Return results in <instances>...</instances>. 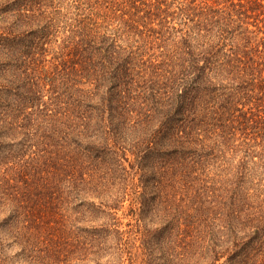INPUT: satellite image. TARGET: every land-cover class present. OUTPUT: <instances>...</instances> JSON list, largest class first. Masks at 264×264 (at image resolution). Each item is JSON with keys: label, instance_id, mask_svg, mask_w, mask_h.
Masks as SVG:
<instances>
[{"label": "trees", "instance_id": "trees-1", "mask_svg": "<svg viewBox=\"0 0 264 264\" xmlns=\"http://www.w3.org/2000/svg\"><path fill=\"white\" fill-rule=\"evenodd\" d=\"M249 160L264 0H0V246L24 264H264Z\"/></svg>", "mask_w": 264, "mask_h": 264}, {"label": "rangeland", "instance_id": "rangeland-1", "mask_svg": "<svg viewBox=\"0 0 264 264\" xmlns=\"http://www.w3.org/2000/svg\"><path fill=\"white\" fill-rule=\"evenodd\" d=\"M231 147L233 146V144L230 145ZM227 155L230 154V152L227 151L226 153ZM235 159L236 162L237 160H239L240 157H244L242 151H238L237 153H235ZM258 161V160H257ZM235 162V161H233ZM249 162V167L251 168V173L253 174V176L255 177V180L257 181V183L259 184V187L264 190V169L262 168V166L260 165H255L253 164V162L251 160L248 161ZM228 161H226V159L224 158H220L219 160H215L212 164L215 166H219V165H225L227 164ZM196 173H198L201 169L200 164L197 162L196 163ZM122 205L124 206V208H121V210L118 213V217L120 218V221L122 223V227L123 229L129 230L130 229V225H132V223H134V220L132 219V216L129 215V202L125 201L124 203H122ZM92 217H94L93 215H86L83 217V223H87L88 219H92ZM130 224V225H128ZM180 233V231H179ZM0 236L3 237L1 231H0ZM8 241V239H7ZM167 252L168 255H166L163 259L165 261V263L170 262V264H182L184 259L178 258V256L176 255L177 253L182 254V251L179 247L176 246V248H174L172 245L169 246V248H167ZM21 250L16 246H8V247H1L0 246V264H24L23 263V259H24V255L21 253ZM139 258H142V255H139ZM156 258H158V255L156 254ZM155 261H159L158 259H156ZM145 264V263H143Z\"/></svg>", "mask_w": 264, "mask_h": 264}]
</instances>
